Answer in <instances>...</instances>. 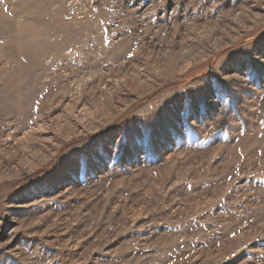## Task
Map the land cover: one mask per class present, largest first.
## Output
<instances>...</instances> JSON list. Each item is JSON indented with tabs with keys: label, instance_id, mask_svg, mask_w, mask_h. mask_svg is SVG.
<instances>
[{
	"label": "rangeland",
	"instance_id": "374dc122",
	"mask_svg": "<svg viewBox=\"0 0 264 264\" xmlns=\"http://www.w3.org/2000/svg\"><path fill=\"white\" fill-rule=\"evenodd\" d=\"M0 264H264V0H0Z\"/></svg>",
	"mask_w": 264,
	"mask_h": 264
},
{
	"label": "trees",
	"instance_id": "16d2710c",
	"mask_svg": "<svg viewBox=\"0 0 264 264\" xmlns=\"http://www.w3.org/2000/svg\"><path fill=\"white\" fill-rule=\"evenodd\" d=\"M98 3H99V2H98ZM98 3H97V4H98Z\"/></svg>",
	"mask_w": 264,
	"mask_h": 264
}]
</instances>
